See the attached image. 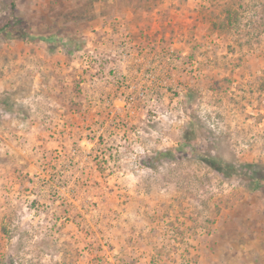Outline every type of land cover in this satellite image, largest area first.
<instances>
[{
    "label": "rangeland",
    "instance_id": "rangeland-1",
    "mask_svg": "<svg viewBox=\"0 0 264 264\" xmlns=\"http://www.w3.org/2000/svg\"><path fill=\"white\" fill-rule=\"evenodd\" d=\"M121 1L0 0V264L264 246V0ZM148 69L157 94L130 113L120 78Z\"/></svg>",
    "mask_w": 264,
    "mask_h": 264
},
{
    "label": "built area",
    "instance_id": "built-area-1",
    "mask_svg": "<svg viewBox=\"0 0 264 264\" xmlns=\"http://www.w3.org/2000/svg\"><path fill=\"white\" fill-rule=\"evenodd\" d=\"M129 38V40H128ZM125 39V40H124ZM123 40L124 42L122 43L124 45L125 48H129V49H126L125 50V54L123 53L122 55V58L124 60L126 59H129L130 57L133 56V53L131 51L134 50V42L131 41L130 37H125ZM122 51V50H121ZM174 50H170L166 53V60L163 59V62L165 61H172V59H175V58H172V52ZM149 51H146L144 53H148ZM81 54L84 55V52H82ZM142 53H139L136 58H135V61H143L145 59L144 56L141 55ZM156 57V60L158 62L161 61L160 58H158L157 56ZM174 61V60H173ZM165 64V63H164ZM162 68V67H161ZM162 69H165L166 71L169 70V68H162ZM161 69V70H162ZM142 76H140V79H138L137 81L135 82H131L130 80H126V77L124 78V76H121L120 78V83H121V86H122V89H123V97H122V101H123V107L124 109H127L130 113H136L137 112V109H138V100H146L147 97H148V94L149 93H152V94H157L156 93V89L153 90H150L149 88L151 86H153L154 84H151V86H149V83L148 82H160L158 76H156V70H153V69H148V70H143L141 72ZM161 83V82H160ZM154 86H158V85H154ZM158 95H155L153 96V98H151L153 101H156V98H157Z\"/></svg>",
    "mask_w": 264,
    "mask_h": 264
},
{
    "label": "crops",
    "instance_id": "crops-1",
    "mask_svg": "<svg viewBox=\"0 0 264 264\" xmlns=\"http://www.w3.org/2000/svg\"><path fill=\"white\" fill-rule=\"evenodd\" d=\"M109 1H114L115 2V1H120V0H109ZM123 6L125 7V9H121L120 7H118V9H117V13H120L119 15H124L126 12H129L130 13V11L133 14L134 9L130 5L128 7L125 4H123ZM127 8H129L130 10H126ZM119 11H122V12H119ZM126 28L130 29V25H128V24L127 25L126 24H122V30H126ZM262 240L264 242V232H263V235H262ZM247 249H249V248H247ZM250 249H251V251H247L246 254L244 252L246 258L241 257L243 259V261L241 262V264H264V246L261 247V249H260V247H258L256 249L250 247ZM228 255H229V253H228Z\"/></svg>",
    "mask_w": 264,
    "mask_h": 264
},
{
    "label": "trees",
    "instance_id": "trees-1",
    "mask_svg": "<svg viewBox=\"0 0 264 264\" xmlns=\"http://www.w3.org/2000/svg\"><path fill=\"white\" fill-rule=\"evenodd\" d=\"M129 1V0H127ZM134 3L135 2H139L140 0H132ZM136 5V4H135ZM137 6V5H136ZM135 7V6H134ZM135 10L137 9V7L134 8ZM6 33L8 34L9 37H13V38H22L24 37V33L21 31V30H6ZM169 152L168 151H163V152H160L159 153V156H162V155H166L168 154ZM220 166H218L219 168ZM231 167V166H230ZM254 174H257V172L255 171ZM259 183V182H257ZM256 185V182L254 183ZM256 186H254L253 188H255Z\"/></svg>",
    "mask_w": 264,
    "mask_h": 264
}]
</instances>
